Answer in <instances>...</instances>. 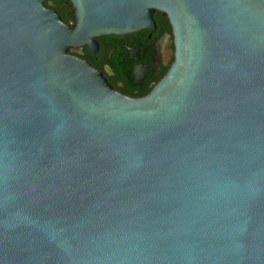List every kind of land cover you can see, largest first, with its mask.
Wrapping results in <instances>:
<instances>
[{"label":"water","instance_id":"1","mask_svg":"<svg viewBox=\"0 0 264 264\" xmlns=\"http://www.w3.org/2000/svg\"><path fill=\"white\" fill-rule=\"evenodd\" d=\"M0 0V264H264V0ZM173 29L132 99L69 52Z\"/></svg>","mask_w":264,"mask_h":264},{"label":"flooded vegetation","instance_id":"2","mask_svg":"<svg viewBox=\"0 0 264 264\" xmlns=\"http://www.w3.org/2000/svg\"><path fill=\"white\" fill-rule=\"evenodd\" d=\"M46 5L58 12L54 0H48ZM64 14L67 17L68 12ZM61 17L67 24L74 20L66 22L64 16ZM154 19L155 32L146 28L125 35L100 36L95 38V49L86 45L69 53L102 73L118 93L132 99L144 98L161 82L174 62L170 21L160 12L155 13Z\"/></svg>","mask_w":264,"mask_h":264},{"label":"trees","instance_id":"3","mask_svg":"<svg viewBox=\"0 0 264 264\" xmlns=\"http://www.w3.org/2000/svg\"><path fill=\"white\" fill-rule=\"evenodd\" d=\"M55 7L58 12L64 16V20L68 22V19H75V10L72 6V3L69 0H54ZM72 12H70V11ZM67 13V17L64 13Z\"/></svg>","mask_w":264,"mask_h":264}]
</instances>
